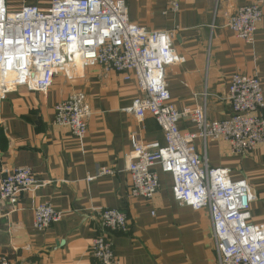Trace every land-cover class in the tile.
I'll return each instance as SVG.
<instances>
[{
    "label": "crops",
    "instance_id": "obj_1",
    "mask_svg": "<svg viewBox=\"0 0 264 264\" xmlns=\"http://www.w3.org/2000/svg\"><path fill=\"white\" fill-rule=\"evenodd\" d=\"M124 1L131 22L148 31L175 33L181 62L168 69V84L178 111L206 104L210 121L226 120L233 111L227 98L234 74L257 76L264 92V18L252 44L227 27L229 16L246 5L259 4L264 15V0H179V12L168 11L170 0ZM9 2L11 10L23 5ZM49 2L26 0L42 9ZM75 93L85 96L93 113L80 141L54 122L56 104ZM139 95L134 80L93 65L73 80L58 75L46 93L21 88L0 99V180L5 169L29 168L38 186L0 207V256L8 255L12 264H99L89 248L101 234L100 212L113 209L131 224L128 234L111 235L120 264H218L209 212L177 203L171 175L157 168L161 190L152 201L130 196V134L155 148L166 144L152 117L140 122L124 111ZM179 126L197 131L188 121ZM195 143L203 158L202 142ZM206 153L211 168H226L232 179L248 180L256 196L252 217L264 224V146L238 157L217 142ZM102 169L114 173L99 176ZM40 204L64 214L46 232L34 228V209Z\"/></svg>",
    "mask_w": 264,
    "mask_h": 264
},
{
    "label": "built area",
    "instance_id": "obj_2",
    "mask_svg": "<svg viewBox=\"0 0 264 264\" xmlns=\"http://www.w3.org/2000/svg\"><path fill=\"white\" fill-rule=\"evenodd\" d=\"M21 1L20 9L11 10L9 0H0V99L21 88L46 93L58 75L73 80L93 65L134 80L140 95L124 111L140 122L152 117L166 144L155 148L138 134H130V196L152 201L161 190L159 168L171 175L177 203L209 212L218 264H264V224L252 217L256 202L252 187L246 179H232L226 168H211L206 153L217 142L227 144L238 157L251 156L264 146L261 80L241 74L230 77L227 101L233 111L226 120L210 121L206 104L180 112L168 84V69L181 62L174 32L148 31L131 22L124 0H50L46 9ZM179 10V0H170L168 11ZM263 18L261 6L254 3L238 8L227 27L252 44ZM54 111L56 125L66 128L75 140L86 138L93 113L83 94L71 95ZM181 121L193 123L197 131L182 130ZM197 140L204 147L203 158ZM113 173L102 169L99 176ZM3 174L0 207L14 204L38 187L29 168L5 169ZM63 217L52 205L40 204L34 209V228L46 232ZM99 226L101 234L93 239L90 256L99 264H120L111 235L128 234L130 220L122 212L105 209ZM0 264L12 263L8 255H1Z\"/></svg>",
    "mask_w": 264,
    "mask_h": 264
}]
</instances>
